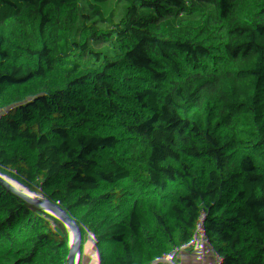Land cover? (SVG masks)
Here are the masks:
<instances>
[{
  "label": "trees",
  "instance_id": "16d2710c",
  "mask_svg": "<svg viewBox=\"0 0 264 264\" xmlns=\"http://www.w3.org/2000/svg\"><path fill=\"white\" fill-rule=\"evenodd\" d=\"M0 264H264V0H0Z\"/></svg>",
  "mask_w": 264,
  "mask_h": 264
},
{
  "label": "rangeland",
  "instance_id": "374dc122",
  "mask_svg": "<svg viewBox=\"0 0 264 264\" xmlns=\"http://www.w3.org/2000/svg\"><path fill=\"white\" fill-rule=\"evenodd\" d=\"M114 12H112V14H113ZM111 14V15H112ZM108 16V15H107ZM109 16H110V14H109ZM146 27V26H145ZM36 136H37V138H39L40 137V135L36 132ZM75 136H76V133H73V134H71V135H68L67 133H65V134H62V135H60V139L61 140H64V139H67L68 141H67V143H70V146L68 147V150L70 151L73 147H74V145H75V143H76V138H75ZM57 153L55 152V151H53L52 152V156H54L55 158L58 156V154L56 155ZM46 177L48 178V179H50V180H58V179H60V176H58V175H46Z\"/></svg>",
  "mask_w": 264,
  "mask_h": 264
},
{
  "label": "crops",
  "instance_id": "0c3cea01",
  "mask_svg": "<svg viewBox=\"0 0 264 264\" xmlns=\"http://www.w3.org/2000/svg\"><path fill=\"white\" fill-rule=\"evenodd\" d=\"M124 19H127V17H125V15L113 13L112 15H110L108 17L106 26L108 28L115 27L119 22H122Z\"/></svg>",
  "mask_w": 264,
  "mask_h": 264
},
{
  "label": "built area",
  "instance_id": "2783aa9c",
  "mask_svg": "<svg viewBox=\"0 0 264 264\" xmlns=\"http://www.w3.org/2000/svg\"><path fill=\"white\" fill-rule=\"evenodd\" d=\"M113 12H121L120 9H117L116 11ZM141 25H154V26H163V21L158 19V18H152V19H147V20H142ZM142 37V36H141Z\"/></svg>",
  "mask_w": 264,
  "mask_h": 264
}]
</instances>
